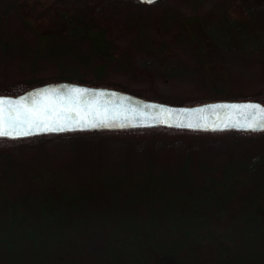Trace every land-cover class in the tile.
Masks as SVG:
<instances>
[{
  "label": "rangeland",
  "instance_id": "rangeland-1",
  "mask_svg": "<svg viewBox=\"0 0 264 264\" xmlns=\"http://www.w3.org/2000/svg\"><path fill=\"white\" fill-rule=\"evenodd\" d=\"M7 3L0 0V86L22 75L17 64L28 54L14 44L17 19L5 15L14 1ZM15 4L34 34L67 33L79 17L86 29L111 30L107 40L121 66L111 65L107 76L130 89L153 92L173 104L264 95V31L255 38L249 29L256 18L264 24V10H258L264 0H160L139 7L133 0ZM138 8L144 24L163 14L181 22L185 44L173 45L163 35L149 48L144 42L153 30L147 27L139 35L119 34L127 14L140 17ZM54 72L48 67L38 75ZM2 144L0 264H146L136 257L140 252L149 264H161L165 249L155 237L135 239L127 236L128 228L159 225L169 228L164 244L180 243L187 224L206 227L203 233L209 235L208 225L228 208H239L229 217L231 238L219 227L221 237L204 242L217 252L208 257L218 264H264V198L261 211L253 204L264 194V132L99 130L15 141L16 150ZM66 250L74 255L67 257Z\"/></svg>",
  "mask_w": 264,
  "mask_h": 264
},
{
  "label": "trees",
  "instance_id": "trees-1",
  "mask_svg": "<svg viewBox=\"0 0 264 264\" xmlns=\"http://www.w3.org/2000/svg\"><path fill=\"white\" fill-rule=\"evenodd\" d=\"M4 3H7V1H14L13 4L10 6V10L7 8L5 10V15L8 19V16L14 15L15 19H17V23L14 25L17 27H14L12 24L14 30V33H12V36L14 38V44L15 46H22L26 50H28V54H26L25 60L26 61H19L18 66L21 68L22 75H17L18 79H16L14 82L6 85L0 86V94H19L27 90V88H31L35 85L48 83L50 81H57V80H69L73 82L84 83V84H90V85H97V86H107V87H113V88H119L120 90L129 91L135 94H138L140 96L149 98V99H156L160 101H169L166 100V98H163L161 96H158L157 94L150 92V91H138L134 89H130L128 85L125 83L120 84L119 82L116 83L113 79H108L107 73L109 70V67L111 65L121 66V62L119 59L113 56V49L108 43L107 35L111 32L109 29H105L104 27L99 26H88V24H83L82 17H79V24L78 26L73 29L71 27V30L67 31V33L62 32H56L53 35H42L39 33L33 32L32 27L27 26V22L24 20V17L20 14V12L17 10L16 1L17 0H2ZM132 1V0H131ZM134 6L139 7L140 5H147L146 3H143L139 0H133ZM159 1L155 3H159ZM192 4L196 3V0H191ZM136 3V5H135ZM8 4V3H7ZM153 4V3H152ZM264 5L259 7V11L262 12L264 10ZM15 10V13L12 14V11ZM138 12L140 14V17L138 19H134L132 17V14H127L124 20L122 21L123 30L119 34L122 35H131V34H141L143 32L144 27H147L149 29H152L153 32L150 34L153 37H149L145 42V46L151 47V45H155V43L159 42V37L166 35L168 37V41L171 42L173 45L176 46H182L185 44L186 41V35H185V27L184 25L179 21H170L168 16L166 14L161 15L158 17L155 21L151 20L147 21L146 24L143 23L141 15V11L138 8ZM13 16L11 17V20L13 21ZM251 25L249 29H251V32L253 36L256 38H261L260 33L261 31H264V24L257 21ZM129 27H135V32L131 29H128ZM84 28V29H83ZM247 28L246 30L249 31ZM164 33V34H161ZM155 34H159L156 36ZM38 35V36H37ZM43 36V37H42ZM33 38V39H32ZM49 42L50 45H46V43ZM161 43V42H160ZM85 44V45H84ZM43 46V47H42ZM17 58L19 55H16ZM69 59V60H67ZM51 68L54 73H50L47 75H38L41 74L40 71L46 68ZM257 99L262 102H264V95H243V96H235L230 97L226 99ZM218 98L213 97H201L194 99L193 101L189 100H183L178 101L179 104H196L201 103L209 100H217ZM166 131H181V132H192L195 131L196 133H222V132H238V130H225L221 132H208V131H198V130H188V129H180V128H173V127H167V126H154L153 127H146V128H134V129H128L129 131H153L155 133L160 132L161 130ZM91 132V131H88ZM92 132H98V131H92ZM91 132V133H92ZM243 134H260L264 131H239ZM76 132H73V134ZM167 133V132H166ZM61 134H68V133H61ZM60 133H51V134H41V135H35L24 138H17V139H10L7 137H0V143L6 142V146H9L10 150H16L18 148L14 145L15 141H41L46 136L51 135H61ZM10 142V143H8ZM14 142V143H13ZM3 147V144L0 145ZM7 149V148H6ZM1 160V159H0ZM22 162L29 161L30 159H18ZM2 161H7L6 159H3ZM8 162V161H7ZM252 164H249V168H252ZM251 196L249 197L250 201ZM264 194L259 193L257 196V199L254 201V206L258 204V207H255L259 211L261 208L260 202L263 200ZM211 208V207H210ZM201 210H205L203 207H200ZM235 208H228L223 211L222 214H219L221 217L217 218L220 220L215 219V223L211 222L210 225H208L209 229V235L204 234L205 229L201 225L196 224H187L186 227L182 229L184 230L181 234V237H183L182 242H174L169 241L167 243H163V241L167 240V230L169 228H163L159 225L155 226H148V227H130L128 228L129 234L127 236H131L136 239V237L143 238L145 240H148L151 237H155V244L157 246H160L161 248H164V254L162 255L161 260L159 261L161 264H210L214 262L215 264H218L216 259L211 260L209 255L211 256V249L208 246V243H204L206 241L214 240V237H221L218 236L220 233L218 231L219 227L224 232L222 235L226 238L230 239L231 237L227 234V230H234L230 226L231 221L229 217L231 216V212H233ZM227 211V212H225ZM239 211V208L234 211ZM4 211V214L8 216V219H6L4 222L6 223L10 219V209L9 212ZM16 218H18V212L14 213ZM225 215H227L225 217ZM253 215V213H252ZM199 219L196 218L195 220ZM239 219V218H237ZM178 220L172 221L173 224H176ZM183 227V226H182ZM245 227V226H244ZM174 228V227H173ZM246 228V227H245ZM172 229V227H171ZM29 234L31 233L30 229L27 230ZM212 232L215 233L212 235ZM149 237V238H148ZM264 237V236H263ZM189 239H192L193 242L190 245V248L187 247V242ZM10 244H7L5 247L6 256L10 252L8 248H10ZM152 248V247H151ZM257 250V249H256ZM255 249L253 251H256ZM211 251V252H210ZM8 252V253H7ZM67 252V250H66ZM180 252V253H179ZM216 250L212 253H215ZM224 252V250H222ZM220 252V253H222ZM217 253V252H216ZM261 253V252H260ZM74 255V253L67 252V257ZM258 254V253H257ZM264 252L261 253V256H263ZM2 256V252L0 253ZM140 257L141 261H143L146 264H149V261L147 260V255L140 252L138 256ZM226 264H232L227 262Z\"/></svg>",
  "mask_w": 264,
  "mask_h": 264
},
{
  "label": "water",
  "instance_id": "water-1",
  "mask_svg": "<svg viewBox=\"0 0 264 264\" xmlns=\"http://www.w3.org/2000/svg\"><path fill=\"white\" fill-rule=\"evenodd\" d=\"M147 3L146 0H139ZM158 0H155V2ZM150 4V3H149ZM82 89L77 96L71 90ZM47 97V99H46ZM6 101L0 105V127L12 132L10 139L31 137L41 134L65 133L92 130H125L154 126H167L199 131H264V114L254 108H234L232 105H260L257 99H220L196 104H173L149 99L118 88L88 85L69 80L50 81L27 88L19 94H0ZM16 102H21L17 104ZM228 105V107H213ZM46 108L42 118L34 123L26 122L24 115L13 124L17 111ZM53 109L55 111H53ZM97 124V127H91ZM257 125L255 129L247 127ZM43 128L64 127V131H37ZM82 125H88L81 127ZM123 125V126H121ZM188 125H193L189 127ZM18 131H29L30 135L17 136Z\"/></svg>",
  "mask_w": 264,
  "mask_h": 264
},
{
  "label": "snow or ice",
  "instance_id": "snow-or-ice-1",
  "mask_svg": "<svg viewBox=\"0 0 264 264\" xmlns=\"http://www.w3.org/2000/svg\"><path fill=\"white\" fill-rule=\"evenodd\" d=\"M147 3H154L155 0H146ZM73 93H75L77 96L82 95L84 90L82 89H73L71 90ZM47 99V97H46ZM6 101L0 99V105L5 104ZM17 104H20L21 102H16ZM213 107H228V105H215ZM231 107L234 108H254V109H258L262 114H264V108H261L260 105H253V104H248V105H232ZM46 111V108H39V109H27L25 110L23 113L17 111V115L15 117L12 118L13 120V124L15 123L16 120L20 119L21 115H24L26 117V122L28 123H34L36 120L41 119L42 118V113ZM53 111H55L53 109ZM88 125H82L81 127H86ZM97 124H91V127H97ZM123 126V125H121ZM189 127H192L193 125H188ZM247 127L249 128H253L255 129V127H257V125L254 124H249ZM260 127H264V125H260ZM65 128L64 127H51L48 125H45L43 128L39 127V125H37V131H51V132H56V131H64ZM32 133H30L29 131H18L16 132L17 136H27L30 135ZM12 132L7 131L4 129V127H0V136H11Z\"/></svg>",
  "mask_w": 264,
  "mask_h": 264
}]
</instances>
